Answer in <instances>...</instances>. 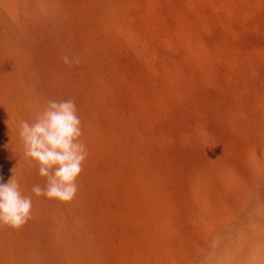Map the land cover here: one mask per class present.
<instances>
[{
	"label": "rangeland",
	"instance_id": "1",
	"mask_svg": "<svg viewBox=\"0 0 264 264\" xmlns=\"http://www.w3.org/2000/svg\"><path fill=\"white\" fill-rule=\"evenodd\" d=\"M68 99L88 156L65 203L32 193L19 122ZM13 175L31 219L0 264H264V0H0Z\"/></svg>",
	"mask_w": 264,
	"mask_h": 264
},
{
	"label": "clouds",
	"instance_id": "2",
	"mask_svg": "<svg viewBox=\"0 0 264 264\" xmlns=\"http://www.w3.org/2000/svg\"><path fill=\"white\" fill-rule=\"evenodd\" d=\"M65 64H79L80 57H62ZM82 121L72 99L49 100L33 122H19V138L24 156L37 166L38 175L46 178L44 186L35 184L37 197L71 202L77 192V180L87 159V146L82 140ZM32 212V197L22 193L18 178L6 183L0 178V226L20 228Z\"/></svg>",
	"mask_w": 264,
	"mask_h": 264
}]
</instances>
